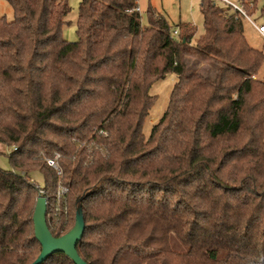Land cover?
I'll list each match as a JSON object with an SVG mask.
<instances>
[{"label":"trees","instance_id":"obj_1","mask_svg":"<svg viewBox=\"0 0 264 264\" xmlns=\"http://www.w3.org/2000/svg\"><path fill=\"white\" fill-rule=\"evenodd\" d=\"M4 1L13 20L0 17V144L11 169H0V264L39 255V196L54 238L81 208L86 264H264V56L244 18L200 0L197 35L150 7L142 25L127 12L133 0H80L67 42L68 0ZM257 2L242 0L249 17ZM187 58L214 76L188 73ZM167 75L166 110L145 136L149 91ZM55 156L61 177L46 163ZM43 264L73 263L55 254Z\"/></svg>","mask_w":264,"mask_h":264},{"label":"rangeland","instance_id":"obj_2","mask_svg":"<svg viewBox=\"0 0 264 264\" xmlns=\"http://www.w3.org/2000/svg\"><path fill=\"white\" fill-rule=\"evenodd\" d=\"M140 7L142 9L141 23L147 25L146 10L148 7L153 12H156L163 16L170 27H182L187 25H193L196 30V34L200 35L203 33L202 16L199 12L200 0H140ZM80 0H68L69 13L66 16L67 25L62 28V38L67 42H75L76 37V19L78 12V5ZM257 12L250 18L256 24H264V17L258 18L259 11L264 8V0H258ZM254 13V12H253ZM0 17H5L7 21L13 20V12L11 7L4 0H0ZM242 31L246 42L253 49L259 50L264 56V41L255 32L251 25L246 21L242 20ZM186 67L188 73H199L204 76L212 78L215 74V68L208 63H199L194 58H187ZM264 75V63L258 73V77L261 78ZM257 78V76H256ZM176 78L174 75H167L164 79L155 82L149 91L150 95L154 97L155 104L149 111V115L143 125V133L148 136L152 125L156 124L166 110L170 91L174 85ZM9 149L4 145L0 144V169L10 170L11 166L8 161ZM35 181L39 186H42V179L40 176H34ZM32 183V180H31ZM56 216V213L53 215ZM171 245L175 251L182 252V247L174 237H171Z\"/></svg>","mask_w":264,"mask_h":264},{"label":"water","instance_id":"obj_3","mask_svg":"<svg viewBox=\"0 0 264 264\" xmlns=\"http://www.w3.org/2000/svg\"><path fill=\"white\" fill-rule=\"evenodd\" d=\"M46 206V199L43 196L37 197L32 221L34 238L40 245V253L31 264H43L55 254H63L73 264H86L76 251V246L85 229L81 208L76 210L75 221L71 230L59 238H54L47 227Z\"/></svg>","mask_w":264,"mask_h":264},{"label":"built area","instance_id":"obj_4","mask_svg":"<svg viewBox=\"0 0 264 264\" xmlns=\"http://www.w3.org/2000/svg\"><path fill=\"white\" fill-rule=\"evenodd\" d=\"M140 0H133L134 6L132 9L127 10L128 13H136L139 16L142 14V9L140 7ZM150 1V0H147ZM213 4H223L231 9L232 12L241 15L246 21L251 25V27L255 30V32L264 39V24H256L245 12L243 7L242 0H211ZM251 6V4H250ZM193 27V25H190ZM178 34V29H175L172 33L173 36ZM47 165L52 168L58 177L62 176V171L58 165V156H55L52 159L46 160ZM67 192V189L59 184L58 190L56 192V201L59 202L63 195ZM59 211L58 205L55 207V213ZM54 213V214H55Z\"/></svg>","mask_w":264,"mask_h":264}]
</instances>
